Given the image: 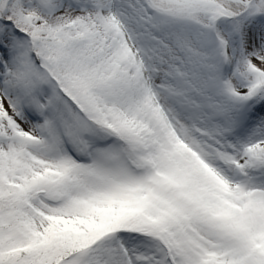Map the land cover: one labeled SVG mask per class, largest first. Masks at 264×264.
Wrapping results in <instances>:
<instances>
[{"label": "snow or ice", "instance_id": "1", "mask_svg": "<svg viewBox=\"0 0 264 264\" xmlns=\"http://www.w3.org/2000/svg\"><path fill=\"white\" fill-rule=\"evenodd\" d=\"M0 264H264V0H0Z\"/></svg>", "mask_w": 264, "mask_h": 264}]
</instances>
